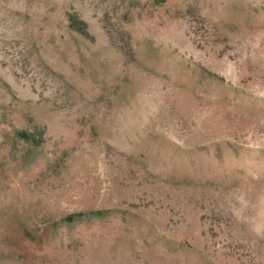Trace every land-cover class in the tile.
<instances>
[{"label":"rangeland","instance_id":"374dc122","mask_svg":"<svg viewBox=\"0 0 264 264\" xmlns=\"http://www.w3.org/2000/svg\"><path fill=\"white\" fill-rule=\"evenodd\" d=\"M0 264H264V0H0Z\"/></svg>","mask_w":264,"mask_h":264}]
</instances>
